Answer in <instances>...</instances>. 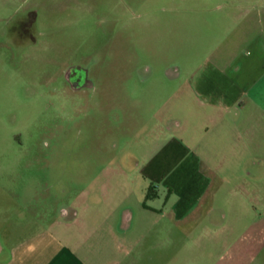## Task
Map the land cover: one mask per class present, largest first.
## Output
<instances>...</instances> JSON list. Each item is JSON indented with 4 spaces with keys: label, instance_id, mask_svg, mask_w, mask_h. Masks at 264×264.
<instances>
[{
    "label": "rangeland",
    "instance_id": "rangeland-1",
    "mask_svg": "<svg viewBox=\"0 0 264 264\" xmlns=\"http://www.w3.org/2000/svg\"><path fill=\"white\" fill-rule=\"evenodd\" d=\"M212 29L161 0H0L7 236L50 228L87 264H264L262 202L248 207L220 182L194 219L176 221L140 175L175 118L196 120L184 93ZM73 67L91 85L74 89Z\"/></svg>",
    "mask_w": 264,
    "mask_h": 264
},
{
    "label": "crops",
    "instance_id": "crops-1",
    "mask_svg": "<svg viewBox=\"0 0 264 264\" xmlns=\"http://www.w3.org/2000/svg\"><path fill=\"white\" fill-rule=\"evenodd\" d=\"M161 1L167 11L211 21L216 41L187 80L183 104L196 120L175 118L166 128L175 131L141 160L140 175L162 188L169 207L161 216L176 221L194 219L220 182L234 183L248 207L264 206V0ZM6 218L0 230L13 239H0V264H87L50 228L7 236Z\"/></svg>",
    "mask_w": 264,
    "mask_h": 264
},
{
    "label": "flooded vegetation",
    "instance_id": "flooded-vegetation-1",
    "mask_svg": "<svg viewBox=\"0 0 264 264\" xmlns=\"http://www.w3.org/2000/svg\"><path fill=\"white\" fill-rule=\"evenodd\" d=\"M65 77L68 81H71L76 90H80L83 86L91 85L87 82L85 70L80 67H73L66 73Z\"/></svg>",
    "mask_w": 264,
    "mask_h": 264
}]
</instances>
